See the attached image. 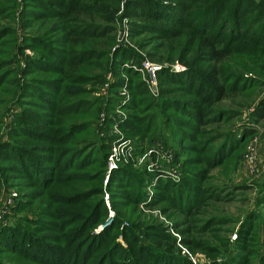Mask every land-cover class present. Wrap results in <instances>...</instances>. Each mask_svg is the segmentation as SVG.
Wrapping results in <instances>:
<instances>
[{
    "label": "trees",
    "instance_id": "16d2710c",
    "mask_svg": "<svg viewBox=\"0 0 264 264\" xmlns=\"http://www.w3.org/2000/svg\"><path fill=\"white\" fill-rule=\"evenodd\" d=\"M2 1L13 6L11 19L15 21L19 0ZM20 1L24 24H33L39 20L38 16H42L43 21L47 15L61 23L47 28V33L25 36V45L36 55L26 56L24 75L40 73L41 76L19 82L17 49L20 46L13 26L8 33L12 34L11 40L0 48V71H3L0 89L13 84L14 96L22 107L15 114L7 141L0 142V187L5 183L18 188L14 209L33 214V217H15L13 224L0 227V256H7L13 262L34 264H192L188 256L181 253L174 238L162 233L166 243H139L137 238L145 231L142 226L137 222L133 226L129 221V225H125L126 220L117 211L119 205L128 203L136 209L145 198L141 185L146 180L140 172L114 169L108 172V182L104 185L107 156L113 136L119 135L99 134L101 138L96 140L86 136L89 131L94 132V119L81 122L79 119L87 114L97 117L100 106L99 101L95 106L92 101L81 98L87 90L83 85L92 84L94 88L103 80V71L113 69L115 80L109 105L128 107L129 114L108 112V126L121 127L126 136L141 140L146 136L152 137L151 141L166 136L167 142L173 136L186 153L192 137L200 133L199 126L208 118L211 122L226 118L228 126L233 119L241 118L240 111L222 110L212 105L230 92L252 91L261 81L246 74L261 75L260 70L264 73V0H128L126 12L133 19L134 35L149 30L171 36L178 34L189 36L187 40L192 45L191 58L182 59L187 66L185 72L171 73L166 69L158 72L161 83L158 97H154L147 83L140 79L142 72L134 71V65L139 64L142 57L125 47L111 51L115 28L108 22L113 21L114 15L100 18L107 23L97 22L98 13H110L111 4L117 9L119 0ZM84 13L89 16L82 17ZM137 17L141 21L136 20ZM186 29H189L187 33ZM54 31L63 34L58 37L59 34H52ZM123 62L128 64L125 71L131 77L129 84L121 76ZM93 68L99 69L98 74L89 73ZM129 87L131 99L119 92ZM180 89L187 91L189 98L173 97V92ZM8 102L0 97V107L4 103L7 107ZM207 104L212 105L205 108ZM146 107L148 112H144ZM260 119H264V98L255 103L249 123L215 135L221 136V141L204 150L209 152L203 163L219 164V156L240 153L241 136L253 135L255 128L251 123ZM187 164L181 182L161 179L155 188L157 201L165 196V200L179 208L191 204L196 192L190 187V179L199 175L189 170ZM88 167L97 169L85 171ZM69 172L72 174H67ZM129 183L131 186L127 188ZM105 192L117 215L111 224L96 232L109 216ZM258 203L264 206V189ZM196 207L197 202L193 205ZM248 219L237 232L240 249L220 264H252L248 253H257V264H264V233L261 237L264 212L253 210ZM257 220L260 223L256 227L252 223ZM120 224L125 231L119 232ZM115 227L118 232L112 234ZM196 229L185 228L182 232L189 235ZM119 237L127 247L117 241ZM252 237L257 242H252L255 246L250 248L248 241ZM183 240L193 247L192 239ZM135 243L137 246L132 249ZM133 252L134 258L130 259L128 254Z\"/></svg>",
    "mask_w": 264,
    "mask_h": 264
},
{
    "label": "rangeland",
    "instance_id": "374dc122",
    "mask_svg": "<svg viewBox=\"0 0 264 264\" xmlns=\"http://www.w3.org/2000/svg\"><path fill=\"white\" fill-rule=\"evenodd\" d=\"M117 9H112L110 13L107 11H100L98 13L99 18L97 22L107 23L100 20L101 17L106 15H114V19L108 24L114 26L113 36L115 42L110 45L111 51L114 52L121 47L134 50L143 61L147 63H154L160 66L158 71L169 70L171 73H182L187 70V66L183 61L185 58H191L193 52L191 43L187 39L189 36H178V34L171 36L165 35L160 32L140 31L139 34L134 35L132 32L133 19L127 14V1L119 0ZM22 4L19 0V5L16 11L15 21L11 19V12H14L13 6L8 2H0V48H4L6 43L12 38L11 27H14L17 44L20 48L17 49V60L19 61L17 78L19 82L23 83L31 76H41L40 73H33L30 75H24V69L26 68V56L34 57L35 51L25 45V36L30 33L44 34L47 33V28L52 27L55 23L58 25L60 22L57 18H52L47 15V18L38 16V21H33V24H24L20 15V8ZM104 9V8H103ZM89 16V13H84L82 17ZM136 20L141 21L140 18ZM26 25V26H25ZM7 26V27H6ZM12 27V28H13ZM58 28V27H57ZM189 29H186L187 33ZM52 34L63 33L54 31ZM243 46L244 43H241ZM14 45V44H13ZM155 53V54H152ZM183 59V60H182ZM142 61V62H143ZM204 66V63H200ZM126 62H123L121 67L123 70L122 77L127 84L130 83V75L125 71L128 69ZM140 65L137 66L138 71ZM234 71V69L229 68ZM3 71H0V73ZM99 69L93 68L89 73L98 74ZM261 75L254 72L246 74L247 76L260 79L258 86L252 91H246L245 93H232L230 92L225 99L216 102L214 105H204L205 108L209 106H215L222 110H237L241 112V118L233 119L232 125L225 122L226 118H222L217 122H211L210 118L207 119L204 125L199 126V134L196 133V137H192L190 141L191 146L186 149V153L183 152L182 146L178 145L177 139L173 136L169 138L170 141L166 142V136L151 141L150 136H146L143 140L138 137H128L124 132V129L115 125L108 126V112L111 114L117 113L129 114L128 107H119L109 105V98L112 95V86L115 80V74L113 69L107 68L103 71V80L97 82L93 88L92 84H85L83 87H87L85 94L81 95V98L88 99L98 105L99 110L96 115H84L81 116L79 122L83 120H93V129L87 133L90 139L96 140L100 135L114 134L113 143L118 141H126L130 146V149L126 152L129 153L126 157L119 159L115 158V166L109 168V155L106 162V175L104 185L108 182V172H112L114 169H127L135 173L143 175L146 182L141 185L142 191L145 193V198L139 203L136 209H133L132 205L124 203L119 205L118 213L125 219V225H129V222L134 226L135 222L139 223L143 228L144 233H141L137 240L139 243L146 241L155 243L162 241L166 243V239L163 238L162 233L174 238L175 243L183 255H187L192 264H209L217 261L219 264L231 258L236 250L240 249V241L238 238V230L243 227L248 216L253 210L258 212H264V206H260L258 201L261 196V189H264V119H260L257 122L251 123L254 126L255 133L249 137L240 135L242 142V150L240 153L230 152L227 155L219 156V161L212 165L203 163L204 156L209 151L204 150L211 149L215 144L221 141V136L215 137L218 132H229L230 129H240L246 122L249 123V115L252 109H254L255 103L264 98V73L260 70ZM15 78V75H13ZM146 73H140V79L146 82ZM10 78V77H9ZM12 78V77H11ZM138 78V77H137ZM159 94L153 95L158 97L161 91V83L158 77ZM231 84V82L229 83ZM228 84V87H229ZM6 87H8L6 89ZM2 90L0 97L4 102L9 101L6 107L4 103L0 107V142L7 141V133L15 123V114L21 111V105L17 102V98L14 96L16 87L13 84H9ZM242 88V87H240ZM121 95H129L130 99L133 97L129 89H119ZM124 95V96H125ZM173 97L177 100H183L189 98V93L185 90H175ZM138 101V100H137ZM60 105V103H59ZM122 106V107H121ZM144 112H148V107L144 109ZM105 123V125H104ZM108 126V128H107ZM195 131V130H194ZM193 132V131H192ZM100 134V135H99ZM125 136L123 137V135ZM196 139V141H193ZM188 141L186 142V144ZM112 149V147H111ZM189 170L199 175V178L193 177L190 179V187L196 194L190 201L191 204L177 207L175 204L169 203L165 200V196L157 201L155 189L157 184L162 180L172 181L179 183L184 177L185 163ZM217 164V165H216ZM96 167H88L85 171L95 170ZM97 169V168H96ZM67 174H72L71 172ZM174 174L178 175V178L174 177ZM96 183V182H95ZM14 184V183H12ZM263 185V186H262ZM82 186V185H78ZM130 188L131 184L127 185ZM122 188V187H121ZM165 194V193H162ZM194 193H192L193 195ZM19 196L18 188L10 187L5 183H2L0 187V227H4L13 224L14 218H23V216L33 214L28 211H16L14 208L17 206L16 198ZM125 196V195H124ZM200 196V198H199ZM201 199L200 201H198ZM106 204L109 206V216L106 219L105 224L99 226L96 232H100L106 225L111 224L116 218V210H113L110 204L109 195L105 192ZM197 202V207L193 208V205ZM129 221V222H127ZM244 221V222H243ZM257 227L260 221H253ZM157 226V227H155ZM119 232L125 231L121 224L119 225ZM196 229L195 232L189 235H185L182 232L183 229ZM248 227V225H247ZM251 227V226H250ZM249 227V228H250ZM254 228L257 230V228ZM149 228V229H148ZM163 231H161V229ZM118 232L117 227L112 231V234ZM264 231L261 228V237H263ZM194 241L193 247H189L184 243L183 238H187ZM123 246L127 247L126 242L122 237L117 239ZM257 242L253 237L248 241L250 248ZM137 246V243L132 249ZM105 249V248H104ZM103 249V250H104ZM100 253H103L100 251ZM134 254H128L130 259L134 258ZM249 262L252 264L258 263L257 253H248ZM104 257V256H101ZM117 261V260H116ZM0 264H34L24 262H13L7 256H0ZM118 264V263H117Z\"/></svg>",
    "mask_w": 264,
    "mask_h": 264
},
{
    "label": "built area",
    "instance_id": "2783aa9c",
    "mask_svg": "<svg viewBox=\"0 0 264 264\" xmlns=\"http://www.w3.org/2000/svg\"><path fill=\"white\" fill-rule=\"evenodd\" d=\"M143 61V60H142ZM140 62L139 64L134 65V67L145 74L146 73V83L149 87V90L153 95L159 94V84H158V70L160 66L155 65L154 63H147L146 61ZM130 149V146L126 141L114 142L112 149L109 155V168L112 169L115 166V158L119 159L121 157H126L129 153H126ZM174 177L178 178V175L174 174Z\"/></svg>",
    "mask_w": 264,
    "mask_h": 264
}]
</instances>
